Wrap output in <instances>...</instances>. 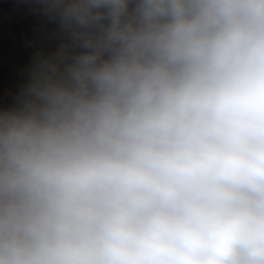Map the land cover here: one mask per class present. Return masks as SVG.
I'll use <instances>...</instances> for the list:
<instances>
[{
	"label": "clouds",
	"instance_id": "1",
	"mask_svg": "<svg viewBox=\"0 0 264 264\" xmlns=\"http://www.w3.org/2000/svg\"><path fill=\"white\" fill-rule=\"evenodd\" d=\"M0 264H264V0H14Z\"/></svg>",
	"mask_w": 264,
	"mask_h": 264
},
{
	"label": "crops",
	"instance_id": "2",
	"mask_svg": "<svg viewBox=\"0 0 264 264\" xmlns=\"http://www.w3.org/2000/svg\"><path fill=\"white\" fill-rule=\"evenodd\" d=\"M34 21L14 0H0V95L15 91L33 49L25 45Z\"/></svg>",
	"mask_w": 264,
	"mask_h": 264
}]
</instances>
